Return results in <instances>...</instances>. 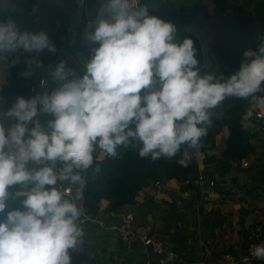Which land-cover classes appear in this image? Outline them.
<instances>
[{
	"label": "clouds",
	"instance_id": "clouds-1",
	"mask_svg": "<svg viewBox=\"0 0 264 264\" xmlns=\"http://www.w3.org/2000/svg\"><path fill=\"white\" fill-rule=\"evenodd\" d=\"M104 12L107 18L101 14L87 35L88 44L99 46L86 54L85 74L70 79L65 68L72 66L61 62L53 73L56 88L19 97L2 114L17 122L5 128L0 119V264H71L69 250L79 251L84 234L81 209L91 205L83 202L79 170L92 167L97 149L116 157L119 146L136 141L141 158L157 160L186 146L178 161L186 167L188 149L199 152L213 110L225 99H250L245 127L264 111V95H257L264 93V41L245 51L240 70L225 79L202 74L193 39H179L176 26L140 0H109ZM45 48L55 51L46 32L21 33L12 20L0 23V52ZM64 182L78 187L72 193ZM17 185L16 193L9 191ZM21 195L22 206L9 209V200ZM253 255L264 259V243Z\"/></svg>",
	"mask_w": 264,
	"mask_h": 264
},
{
	"label": "trees",
	"instance_id": "trees-1",
	"mask_svg": "<svg viewBox=\"0 0 264 264\" xmlns=\"http://www.w3.org/2000/svg\"><path fill=\"white\" fill-rule=\"evenodd\" d=\"M10 1L12 4L10 8L0 5V23H7L9 20L14 21L17 8L31 10L33 4L38 6L35 13L37 15L36 19H16L14 23L21 33L24 31L46 32L50 43L55 46V51H50L48 48L43 51L32 52L19 49L17 55L23 58L26 68L43 67L42 71H36L33 74L30 82L37 84L38 78L45 76L46 82L42 86V94L51 92L58 86V82L53 76L57 61L64 50L69 52L73 31H79L81 39L85 36V16L81 3L99 0ZM212 2V6H208L203 0H140L142 5H147L150 14L158 15L161 19L173 23L177 28L179 39L182 40L188 37L193 39L194 47L197 49L196 56L200 62L198 66L201 68L202 74L214 73L217 76L222 74L227 79L240 70L245 59L244 52L250 49L256 50L258 45L264 41V0H212ZM74 8L78 12L76 14L78 16L77 23L72 20ZM94 30L95 27H92L88 33L94 32ZM93 45L99 46L98 44ZM6 57L7 51L0 52V60L5 61ZM32 59L38 61L39 66L36 63L30 65L28 61ZM257 95H264V93H258ZM249 105L250 99L229 97L225 99L219 108L214 109L212 126L208 127L207 134L201 138L199 152L197 153L195 149H188L192 157L186 167L178 163L186 146H182L180 152L173 158L161 157L157 160H152L151 156L141 158L139 155L141 145L136 141L127 146H119L116 157L108 156L105 153L100 155L101 151L97 149L94 153L92 167L87 170H79L86 181L82 198L84 204L99 206L101 201L105 200L106 206L102 210L104 212L103 217L107 221L115 220L117 218L115 212L122 207L132 205L136 201L135 196L139 186L132 181L131 168L136 169L144 179L151 183L157 180L173 179L177 183V189H188L194 185V179L199 171L197 163L199 153L204 154L205 169H208L207 175L212 176V164L215 160L214 150L220 141L218 136L224 129L227 130L223 149L227 170H231V164L227 160L233 159L240 162L245 157L248 161V165L244 166L245 168L241 169L242 171H230L233 177L224 179V181L233 180L234 182H232L236 183L238 189L245 190L247 193L253 190L255 196L260 194V188L264 192V160H257L255 154L256 140L264 136V119L258 121L255 119L254 114L248 126L245 127L241 118ZM8 110L10 108L7 105L0 103V119L5 128H7L6 126L11 127L17 122L15 118L2 115ZM260 152L263 153V151ZM97 167L99 171H96ZM135 174L133 172V175ZM246 175H249L247 180ZM72 186L78 187L77 185ZM19 187V185L13 186L9 191L15 193ZM233 191L235 190L226 186L220 194L221 199L231 196ZM172 201L168 202V206H170L167 209L159 208L158 203H153V201H150L152 202L150 206H146L147 203H145L141 204L144 207L132 206L130 209L136 210L137 208L146 207V209H143V213L152 212L153 215L156 214L158 218L164 221L166 227L173 226L181 229L182 226L178 225L181 214L176 212L177 203L174 200ZM185 204V208L191 207L190 202L186 201ZM21 206L22 203L18 200L14 198L9 200V209ZM173 207L175 213L171 214L170 209ZM185 211L187 212V209ZM216 212L215 209L210 210L209 215ZM136 213L140 214L141 212L136 210ZM93 225H95L93 234L97 241L106 237V231L100 229L96 223ZM88 226L83 228L86 235L90 233L87 229ZM111 234L113 238L115 232ZM114 242L124 248L117 234ZM82 248L87 249L88 247L82 245ZM83 249L82 251H70L71 264H79L85 257L87 258ZM131 253L128 251V254ZM175 253L177 256L178 252L176 250ZM132 254L136 255L134 252ZM95 255L92 260L102 261L99 258V253ZM187 256L190 255L187 254Z\"/></svg>",
	"mask_w": 264,
	"mask_h": 264
},
{
	"label": "crops",
	"instance_id": "crops-1",
	"mask_svg": "<svg viewBox=\"0 0 264 264\" xmlns=\"http://www.w3.org/2000/svg\"><path fill=\"white\" fill-rule=\"evenodd\" d=\"M203 1L208 6H212L213 4L212 0ZM85 4L86 1L82 2L81 7H84ZM0 5L5 8H10L12 6L10 0H0ZM90 6L93 7V5L91 4ZM37 7V4H33L31 10H22L17 8V13L14 17V21H16V19L25 18L36 19L37 15L35 13ZM76 10L77 9L74 8L73 15H75L72 19L75 23H77V17L75 16L76 14H78ZM73 32H77V34L74 35L73 33V38L71 40L70 45L73 43V41L79 42V51H81V49H84L86 45V40L84 43L83 39H81V33L79 31L74 30ZM17 51L7 52L6 60H0V103L7 105L10 109L13 107L17 98L24 97L25 99H27L29 96H31L29 93H26L25 84L37 71L36 69L26 68L24 66L23 58L18 57ZM77 54L78 51L74 57L83 63V74H85L86 64L88 60L91 59V57L87 56L86 54L84 56L81 54L79 56H76ZM68 59L69 57L62 59L60 57V59L57 61V65L61 62L67 64ZM40 68V71H42L43 67ZM77 76L81 77V75ZM40 94H42V87H40ZM45 117L49 118L47 116ZM263 119L264 115L262 118H258L257 120L262 121ZM226 133L227 130L224 129L221 132L220 136H218L221 143L218 145V142L217 147L214 150L215 160L212 164L213 168L211 171V174L217 176L218 179L221 178L225 180L227 178L231 179V177H233V174L230 171H242L241 169L245 168L244 166H241L240 163L236 160L231 159L227 160L231 164V170H227L228 168L226 167L225 163L226 159L223 155V149L225 147L224 137ZM260 151H263V153L261 154ZM102 153L100 155H102ZM255 154L257 160H264V136L256 140ZM197 163L198 169H200L203 173H205V175H207L208 169H205L203 153L198 154ZM133 172H135L136 174L133 175ZM130 174L133 183L135 185H138L139 189L135 196L136 201L129 207L125 206V208H130L132 206L144 207V205L141 204L145 203H147L146 206H150L152 204V202L150 201H153V203H158V205L160 206L159 208L167 209L170 206H168V202H173L172 200H174L177 203L176 212H179V214H181V220L184 222V226L181 229L174 228L173 226L166 227L165 225H158L159 223H162L160 221L163 220L159 219L156 214L153 215L152 212H147L146 215L143 212H141L140 214L136 213L135 209H131L135 213L134 224L136 226H142L146 222H149L152 225L151 234L156 239L160 240L166 246H170L174 250H176L178 252L177 256H179L182 251H184L182 255V261L178 260L176 264H191V262L195 260V256L197 257L199 249L201 250L206 247L199 245L200 240L198 242L197 240H189L188 236H190V234L188 236L186 235L188 234V228H192L194 232L200 229L203 235L204 233L208 232L209 238L211 239V243L210 245H208L209 247L207 248V250H210L212 253H214L215 248L218 245L223 248L233 250L236 244L237 235L240 232L244 231V224L246 225V229L248 230L251 227L255 226L256 223H258L259 220L264 216V192L262 191V189L260 188V194L255 196V191L253 190L250 191V193H247L245 190L237 188L234 189L235 191H233V194L231 196L222 199L220 197L217 200H212L209 202L204 201L202 197L199 196L196 201L199 206L195 207V211L201 216L202 223L199 226L196 225L195 227H193V221L191 220V225L188 227V223L190 222V216L192 213V211L190 210L191 207L185 208V203L183 205V208L180 207V202L182 201L190 202V204L193 201L192 197L189 196L187 189H177V183L173 179L164 180L163 185L157 188L150 181L144 179L143 176L134 168L130 169ZM247 176L249 175H246V180L248 179ZM221 181L224 180H219L217 181V183ZM233 184L236 185V183ZM152 185L154 189H152ZM179 199L182 201H180ZM105 206L106 201L102 200L99 205L102 213H104L102 210L105 209ZM122 208H120V210ZM144 209H146V207ZM185 209H187V212L185 211ZM213 209H215L217 212L215 214L209 215L210 210ZM170 213H175L174 207L170 209ZM94 228L95 225L93 224L88 226L87 229L90 231V233H88L89 235H86L85 231L83 232L84 234L80 240L81 242L76 248L77 250L82 251V245H84L85 247H88L87 249H83V251L86 253V256L89 259H92L96 256L95 254L99 253V258H101L104 263L107 262L117 264L118 262H120L121 264H136L138 262L134 261L132 256H128V251L126 249L117 245V242H114L116 233L112 238V234L110 232H107L106 237H104L100 241H97L96 237L93 234V231L95 230ZM203 237L204 236H202V238ZM113 246L114 249H112ZM187 254H189L190 256H187ZM262 263H264V259L257 260V264Z\"/></svg>",
	"mask_w": 264,
	"mask_h": 264
},
{
	"label": "built area",
	"instance_id": "built-area-1",
	"mask_svg": "<svg viewBox=\"0 0 264 264\" xmlns=\"http://www.w3.org/2000/svg\"><path fill=\"white\" fill-rule=\"evenodd\" d=\"M109 0H99V1H86V4L83 7L84 16H85V26L84 32L85 37L88 35L90 28L95 27L98 18L101 14L104 15V18H107L108 14L104 12L105 6L108 4ZM93 5L92 6H90ZM229 12V11H228ZM92 50V43L81 49L82 54H90ZM70 72V79L75 77L76 69L73 67L65 68ZM38 83L34 84L30 81L26 82L25 90L26 93H29L27 99H31L38 94H40V87H42L46 78L40 76L38 78ZM264 112L260 111L255 114V118L258 119L263 117ZM241 165H248L246 159L241 160ZM224 180V179H219ZM218 178L216 176L207 177L201 170L198 171L197 176L194 179V185L187 189L189 196L192 197L193 201L191 202V216L195 217L196 225L199 226L202 223L201 216L195 211V207L199 206L196 202L198 197H202L204 201H212L220 198L221 192L225 189L226 186L231 189H237V186L233 184L232 181H221L217 183ZM154 186L159 187L164 183L162 180H157L152 182ZM65 189L71 188L73 193V186L69 183H63ZM185 201L180 202V207L183 208ZM80 217V226L81 228L85 227L88 221L98 224L101 229L106 232H115L117 237L121 239L124 249L130 253L134 252L136 255L139 253L136 264H176V261H182V255L184 251L179 256H176L175 250L166 246L160 240L156 239L151 234L152 225L149 222H146L142 226H136L135 222V213L130 209H123L116 213L117 220L107 221L105 220L95 204H91L86 208L81 209ZM244 231L240 232L237 235L236 244L233 250L223 248L221 246H216L215 252L212 253L210 250H207L211 243L209 234L201 233L200 229L196 230L192 237L193 240H200L199 245L206 246L203 249H199L197 257L191 262V264H257L258 258L253 255V249L256 245L264 243V216L256 223L255 226L250 229H246V225L243 226ZM202 236H204L202 238ZM114 249V246L112 247ZM74 250L70 249L69 251ZM172 256V259H169V256ZM79 264H113V263H104L98 259H83ZM117 264H121L118 262ZM264 264V263H262Z\"/></svg>",
	"mask_w": 264,
	"mask_h": 264
},
{
	"label": "rangeland",
	"instance_id": "rangeland-1",
	"mask_svg": "<svg viewBox=\"0 0 264 264\" xmlns=\"http://www.w3.org/2000/svg\"><path fill=\"white\" fill-rule=\"evenodd\" d=\"M75 15V14H74ZM73 15V16H74ZM75 17H77V19H78V16H75ZM77 34V32H75L74 33V35H76ZM85 38V39H84ZM83 38V42L85 43V40H86V45H88V42H87V36L86 37H84ZM94 47H98V46H95V45H93V48ZM77 51H79V42H77V41H73V43L69 46V53H70V55H69V59L67 60V64H65V67L66 66H72L74 69H76L77 70V73H76V75H81V77L84 75L83 74V67H82V65H83V63L81 62V61H79L78 59H76L74 56H75V54L77 53ZM62 58H65V57H63V56H61V59ZM37 71H40L41 70V68L40 67H37V68H35ZM6 126V125H5ZM7 128H9L8 126H6ZM221 143V141H219V143H218V145ZM102 152H100V154H101ZM152 187V189H154L153 188V185L151 186ZM180 200V199H179ZM164 201V200H163ZM180 201H182V200H180ZM183 202V201H182ZM165 203V202H164ZM78 205H80V203H78ZM139 209V210H138ZM143 207H141V208H137L136 210L138 211V212H142L143 211ZM141 210V211H140ZM144 214H146L147 215V212H144ZM160 219V218H159ZM191 220L193 221V224H192V226L193 227H195L196 226V221H195V217L194 216H190V222L188 223V227L191 225ZM153 222V221H152ZM160 222H162V223H159V221H158V225H164V221H160ZM179 226H184V222L180 219L179 220V224H178ZM194 232V230L192 229V228H188V234H192ZM188 238H189V240H193V237H192V235L191 236H188ZM81 242V241H80ZM79 242V243H80ZM79 245V244H78ZM80 247V246H79ZM190 247V246H189ZM190 249V248H189ZM187 250H188V247H187ZM129 256H132L133 257V259H134V261H137V259H138V256H140V254L138 253L137 255H133L132 253L131 254H128ZM121 260V259H120ZM123 264V263H122Z\"/></svg>",
	"mask_w": 264,
	"mask_h": 264
},
{
	"label": "water",
	"instance_id": "water-1",
	"mask_svg": "<svg viewBox=\"0 0 264 264\" xmlns=\"http://www.w3.org/2000/svg\"><path fill=\"white\" fill-rule=\"evenodd\" d=\"M69 53H68V51H66V50H64L63 52H62V55L64 56V57H68L69 55H68ZM80 55V53L78 52V54L76 55V56H79ZM17 192V191H16ZM15 192V193H16ZM26 197H24V196H16V197H14V199H16V200H18L19 202H23V200L25 199Z\"/></svg>",
	"mask_w": 264,
	"mask_h": 264
}]
</instances>
